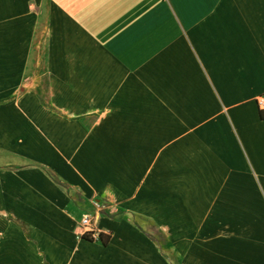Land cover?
I'll use <instances>...</instances> for the list:
<instances>
[{
	"label": "crops",
	"instance_id": "1",
	"mask_svg": "<svg viewBox=\"0 0 264 264\" xmlns=\"http://www.w3.org/2000/svg\"><path fill=\"white\" fill-rule=\"evenodd\" d=\"M261 95L264 0H0V264H264Z\"/></svg>",
	"mask_w": 264,
	"mask_h": 264
},
{
	"label": "built area",
	"instance_id": "2",
	"mask_svg": "<svg viewBox=\"0 0 264 264\" xmlns=\"http://www.w3.org/2000/svg\"><path fill=\"white\" fill-rule=\"evenodd\" d=\"M257 105L259 110L264 114V95L257 98ZM94 214L84 213L81 217L79 229L82 235H89L91 238L96 239L99 232L96 229V224L100 213L107 209V207L97 200L92 201Z\"/></svg>",
	"mask_w": 264,
	"mask_h": 264
},
{
	"label": "rangeland",
	"instance_id": "3",
	"mask_svg": "<svg viewBox=\"0 0 264 264\" xmlns=\"http://www.w3.org/2000/svg\"><path fill=\"white\" fill-rule=\"evenodd\" d=\"M84 213H88V212H84ZM83 213V214H84ZM82 214V215H83ZM82 215H80L79 219H78V228H79V224H80V220H81V217ZM149 232L152 233V236L154 237V239L158 242L159 246L161 245V248L165 251V253H167V255L170 257L171 259V263L172 264H178V261L176 259V256L171 252V250L169 249L168 245L160 238V236H158L157 233H155L153 230H151L150 228L147 229ZM81 232V231H80ZM78 232L76 234V236L78 237H81V233Z\"/></svg>",
	"mask_w": 264,
	"mask_h": 264
},
{
	"label": "trees",
	"instance_id": "4",
	"mask_svg": "<svg viewBox=\"0 0 264 264\" xmlns=\"http://www.w3.org/2000/svg\"><path fill=\"white\" fill-rule=\"evenodd\" d=\"M81 238L90 241V242H94V241H99L103 246H106L109 241H110V234H105L103 232H99L98 236L96 239L91 238L89 235H82Z\"/></svg>",
	"mask_w": 264,
	"mask_h": 264
}]
</instances>
